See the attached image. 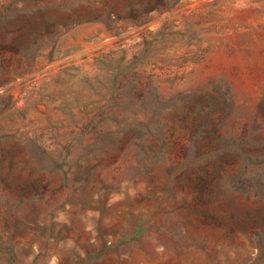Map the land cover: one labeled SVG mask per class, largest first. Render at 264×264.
I'll return each instance as SVG.
<instances>
[{
    "label": "rangeland",
    "instance_id": "374dc122",
    "mask_svg": "<svg viewBox=\"0 0 264 264\" xmlns=\"http://www.w3.org/2000/svg\"><path fill=\"white\" fill-rule=\"evenodd\" d=\"M147 2L0 0V264H264V0Z\"/></svg>",
    "mask_w": 264,
    "mask_h": 264
},
{
    "label": "trees",
    "instance_id": "16d2710c",
    "mask_svg": "<svg viewBox=\"0 0 264 264\" xmlns=\"http://www.w3.org/2000/svg\"><path fill=\"white\" fill-rule=\"evenodd\" d=\"M178 2L179 0H148L145 13L152 12L158 8H163L164 11H169L173 7H175ZM137 17H140V15L138 14L134 16V18ZM159 167L156 166V163H153L150 172L152 174L151 177L152 181L150 182V185H152L153 190L149 191L148 196L150 198L156 199L158 201V204L152 213L157 215L156 220L154 221L155 226L150 228L148 232L151 233V232L159 231L162 234H165V231L163 229L164 220L162 215L170 213L167 210V204L172 199L174 200V194H173L174 189L166 184V182L169 179V176L168 175L164 176L162 173V171L164 170V165ZM185 169L187 170V168ZM201 176L199 177L198 180L199 182L203 179ZM204 184H206V182H204ZM160 186L163 187V190L157 191V188ZM197 188H198V195L196 194L190 200H188L186 197L187 194L185 193L183 196V200L181 202H174V206H173L174 209L181 211L182 214L179 215V217L185 223L190 224L192 226H200L201 224H206L207 221L211 219V216H213L214 213L213 208L212 207L209 208L211 203V198L209 197L210 188L209 189H207L206 187L201 188L200 186H198ZM129 214L133 216V212L131 210H129ZM145 220H146L145 213L139 214L136 220L133 221L131 230H136L139 227H141V225L145 222ZM117 246H118L117 243L115 244L113 242H110L109 244H106L104 241L103 247L100 250L87 255L86 259L84 260V264H91L98 257L106 255V253L113 250ZM100 264H111V263L106 259H104Z\"/></svg>",
    "mask_w": 264,
    "mask_h": 264
}]
</instances>
